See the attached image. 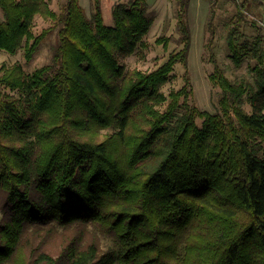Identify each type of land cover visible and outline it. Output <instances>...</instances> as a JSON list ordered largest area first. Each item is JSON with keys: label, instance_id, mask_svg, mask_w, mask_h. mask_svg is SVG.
I'll list each match as a JSON object with an SVG mask.
<instances>
[{"label": "trees", "instance_id": "1", "mask_svg": "<svg viewBox=\"0 0 264 264\" xmlns=\"http://www.w3.org/2000/svg\"><path fill=\"white\" fill-rule=\"evenodd\" d=\"M93 7L89 18L80 0L59 14L47 0H0V50L31 60L47 34L33 33L35 16L61 25L53 63L0 69L29 109L4 115L0 93V264H264L262 40L229 30L232 60H256L255 83L216 68L221 112L210 114L191 103L188 73L162 91L188 62L187 26L164 64L127 70L123 58L147 48L148 0L116 3L111 26ZM45 235L62 240L58 253L39 245Z\"/></svg>", "mask_w": 264, "mask_h": 264}, {"label": "rangeland", "instance_id": "2", "mask_svg": "<svg viewBox=\"0 0 264 264\" xmlns=\"http://www.w3.org/2000/svg\"><path fill=\"white\" fill-rule=\"evenodd\" d=\"M128 0H101L102 14L106 25L114 24L113 7L118 2ZM50 8L57 14L61 13L66 0H47ZM81 5L89 18L94 12L93 0H80ZM149 10L154 17V23L144 43L147 48L141 46L134 53L123 58V64L127 70L137 69L152 71L164 64L172 53L179 52L185 46L184 32L182 27L187 26L190 35V46L188 62L186 65L177 63L172 76L163 87L166 95L171 90H178L186 83L185 74L189 76V87H192L191 103L201 111L210 114L220 113L219 100L221 88L214 78L213 72L216 68L226 75L229 80L236 83L244 81L249 86L255 83L253 66L255 58L247 56L241 63H236L230 56L228 46L229 30L237 29L242 39H261L264 46V0H187L186 8L182 10L179 0H148ZM244 5V6H243ZM180 15L185 21L180 22ZM0 9V20L2 19ZM59 21L52 17L36 15L32 31L39 35L47 30V34L31 60L25 57L24 48L17 53L11 54L0 50V69L3 65L11 67L21 64L27 73L53 63L54 51L59 42ZM0 72V76H1ZM0 93L5 107L29 115V109L20 91L12 89L0 81ZM244 108L252 112V105L248 97H244ZM14 110H12L14 112ZM203 118L198 116L196 122L201 125ZM105 130L103 133L111 132ZM133 132V128L129 133ZM1 198V194H0ZM4 205L0 204V221L5 217ZM40 246L50 252H59V237L45 235L40 238ZM101 244H107L101 239Z\"/></svg>", "mask_w": 264, "mask_h": 264}]
</instances>
